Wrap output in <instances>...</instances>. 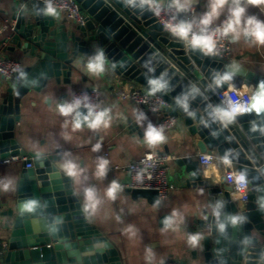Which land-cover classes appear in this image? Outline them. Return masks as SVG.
<instances>
[{"label": "water", "instance_id": "95a60500", "mask_svg": "<svg viewBox=\"0 0 264 264\" xmlns=\"http://www.w3.org/2000/svg\"><path fill=\"white\" fill-rule=\"evenodd\" d=\"M77 1L84 15L82 23L44 15L46 4L38 0H9L10 10H0L10 19L0 32V50L20 51L23 61L16 75L7 79L0 100V157H29L19 175L13 205L1 213L7 237L0 244V264H123L118 246L82 212L71 178L58 170L62 150L27 151L16 138L25 102L46 89L54 92L62 83L71 84L74 73L98 49L105 53V68L147 90L149 77L166 72L169 88L158 94L172 103V113L199 138L200 152H216L220 158L228 155L253 186L248 202L239 205L228 184L214 185L204 176L198 158H176L178 179L188 187L210 192L196 220L195 231L202 239L192 250L191 261L181 264H264V78L239 62L206 56L160 35L163 25L142 0ZM225 73L231 80L216 86L214 77ZM230 84L236 89L253 85L255 92L250 111L225 124L213 110L224 107L217 92ZM191 88L198 92L189 93L185 110L176 99ZM128 191L152 205L161 202L155 189ZM32 199L37 201L34 209L22 211V203ZM218 202L222 204L219 218L213 213ZM231 216L245 219L232 226ZM166 217L162 216V225ZM219 223H225L224 233L218 231Z\"/></svg>", "mask_w": 264, "mask_h": 264}, {"label": "crops", "instance_id": "0c3cea01", "mask_svg": "<svg viewBox=\"0 0 264 264\" xmlns=\"http://www.w3.org/2000/svg\"><path fill=\"white\" fill-rule=\"evenodd\" d=\"M10 8L9 0L0 2V10L9 11ZM194 8L195 15L202 14L206 11L207 0H198ZM248 14H254L260 19H264V12L255 6H249ZM225 16L226 12L219 17L216 23L222 22ZM57 17L60 19L68 18L61 11ZM9 22V17L0 12V24L5 25L2 31L8 27ZM159 34L173 37L167 30L159 32ZM0 55L18 60L23 65L20 51L10 52L1 49ZM232 60L239 62L264 78V46H251L248 40L241 38L238 42H233ZM85 63L80 66L78 73H74L71 84L62 83L59 89L54 92L46 89L42 93H36L25 102L22 107L21 121L16 127L17 140L22 148L27 151L52 153L61 149L62 157L65 152L71 153L73 159L87 168L85 175L88 179L84 184L95 185L101 196L103 189L113 179L121 184L123 191L117 200H105L99 212L90 217L89 220L118 246L123 264H161L171 259L180 263L185 260L191 261V252L194 248L187 244V237L189 233L196 232V220L202 215V209L207 205L210 192L199 187H188L180 181L176 175L177 164L175 160L180 156H193L197 159L201 153L197 147L199 138L190 133L189 127L179 117L176 127L165 130L166 143L149 149L143 140L144 129L149 121L154 120L156 116H148L142 122V126L137 124L133 115V110L137 109V106L131 100L119 98L114 93L110 79L116 75L105 68L102 75L90 76L84 69ZM129 82L138 86L135 82ZM94 86L100 89L103 108L111 109V126L97 131L90 130L85 126L76 132H72L70 126L64 128L65 119H70V117L66 118L60 115L55 110L56 103L69 100L73 93ZM6 88L7 79L0 76V100L6 92ZM65 132L70 134L71 139L66 140L64 138ZM97 142H100L102 147L99 152H93L92 146ZM147 150L170 156L168 159L170 166L168 178L176 184V188L166 198L161 199L159 205H152L146 198H134L128 188L123 186V184L131 181L129 169L123 167H127L139 159ZM100 156L106 157L110 161L109 171L102 182L97 181L92 174L95 168V160ZM117 166L120 167L116 168ZM213 166L214 169L208 167L203 170L204 176L205 171L208 170L206 177L210 178L212 183L216 185L222 181L220 178L224 172L225 164L219 157ZM23 168L24 162L22 161L0 164V179L7 177L13 182L12 190L0 191L2 200L0 222L1 213L13 205L15 201L18 178ZM73 187L78 195V189L82 191L83 185L77 186L73 182ZM78 197L82 202V195H78ZM173 209L178 210L183 220L180 221L177 218L175 229L168 228L162 231L164 225L161 223V218L163 215L170 216ZM117 216L120 217L119 221L116 219ZM129 224L134 225L138 230L133 238L123 234V229ZM6 237L7 232L2 229L0 223V244ZM148 248L153 253L150 259L146 252ZM191 263L195 264L193 261Z\"/></svg>", "mask_w": 264, "mask_h": 264}, {"label": "clouds", "instance_id": "9594fccd", "mask_svg": "<svg viewBox=\"0 0 264 264\" xmlns=\"http://www.w3.org/2000/svg\"><path fill=\"white\" fill-rule=\"evenodd\" d=\"M46 6L42 10L46 16H58L59 11L57 6L53 4V0H45ZM198 0H142V3L147 5L148 10H151L157 17L161 16L165 11V4L167 9H171L169 18L164 21V28L177 40L184 43L186 48L191 50H199L206 56H214L219 53L220 42L228 40L230 42H238L244 38L250 42L251 46H264V19H260L254 14H248L249 6L258 7L264 12V0H207V8L202 14L194 15L195 4ZM226 12L224 20L216 23L219 17ZM180 13H185L190 18H178ZM106 67V57L103 49H98L93 55H90L84 65V69L90 76H100L104 73ZM154 72V69H150ZM166 72H161L159 76H152L147 79L148 92L147 95L155 96L158 92H165L169 88V81L164 77ZM231 76L227 73L222 76L214 77L216 86H222L223 83L229 82ZM233 86L229 85V90ZM242 87H246L243 85ZM198 92V89L191 88L188 93L177 97L176 103L185 110L188 108L189 93ZM81 109H86L84 112ZM55 110L62 116L70 119H65L63 127L70 126L72 132L81 130L87 127L90 130L97 131L101 128L107 129L111 126L112 115L110 108H97L95 104L90 101L87 93L82 96H73L71 100H65L60 103L57 102ZM156 109L153 108V111ZM243 111L239 106L233 105L231 107H216L214 108V116L222 123L231 122L235 116ZM135 121L141 124L147 119L144 112L138 109L133 110ZM64 138L71 139L69 133H64ZM144 143L149 149H154L159 145L166 143L167 137L165 135L164 126H156L151 122L148 123L144 129L143 136ZM102 147L100 142L92 146L93 152H99ZM149 160L152 159V153H149ZM222 162L225 165L231 166L232 161L228 155L223 156ZM206 163L212 160V156L205 155ZM110 161L103 156L97 157L95 160V168L93 176L97 181H103L109 171ZM209 167L214 169V166L209 164ZM58 170L65 174L77 186L83 185L82 191L78 189V195H82V212L86 218L95 216L101 205L107 201H116L119 194L123 191L121 184L113 179L104 189L101 196L100 191L95 185H86L84 182L88 179L85 175L87 168L82 166L76 159H73L71 153L65 152L58 163ZM208 175V170L205 171V176ZM230 179L235 180V183L243 186L247 183V176L244 172L229 176ZM13 189V182L7 177L0 179V191L8 192ZM159 201H157L158 203ZM37 201L32 199L23 202L21 205L22 211H32ZM222 204L219 202L213 209L214 215L220 217V209ZM177 218L183 220L182 215L177 209H173L170 216L163 221L164 229L173 228L177 226ZM116 219L119 221L120 217ZM242 216H231L230 224L237 226L244 221ZM226 229L225 223L218 224V231L224 233ZM137 229L134 225H127L123 229V234L129 238H133L137 234ZM202 236L199 232L189 233L187 237V244L196 248L199 245ZM148 258L153 255L150 248L146 249Z\"/></svg>", "mask_w": 264, "mask_h": 264}, {"label": "built area", "instance_id": "2783aa9c", "mask_svg": "<svg viewBox=\"0 0 264 264\" xmlns=\"http://www.w3.org/2000/svg\"><path fill=\"white\" fill-rule=\"evenodd\" d=\"M46 4L45 0H38ZM53 4L57 6L58 11L64 12L70 20H75L79 23L84 22V15L82 13V8L77 0H53ZM171 9H167L165 4V11L162 12L161 16L157 17L153 12V17L156 21L163 25L164 21L169 18ZM195 15V12H194ZM190 18L183 14V18ZM224 20V19H223ZM5 27V25L0 24V32ZM165 29V28H164ZM166 30V29H165ZM174 38V37H173ZM176 39V38H174ZM218 56L222 60H232L233 59V42L224 40L220 42ZM21 63L18 60L7 58L0 55V76L5 79H12L17 71L20 69ZM110 83L117 97L122 99L131 100L139 111L145 113L146 117L154 115L156 118L151 120L153 125L164 126V131L176 127L179 122V117L172 113L173 105L170 101L164 98L160 94L155 96L147 95L148 90L144 87L137 86L127 80L122 79L119 76H114L110 79ZM255 88L253 85L249 87H242L241 89L229 88L217 92V97L220 102L223 103L224 107H231L233 105L239 106L243 111L238 113L236 116L248 113L250 111V104L253 98ZM87 93L90 101L97 106V108H103V100L99 87L94 86L85 90H80L73 93L69 100L73 96H82ZM153 108L156 110L153 111ZM235 116V117H236ZM149 153H152V159H148ZM107 154V153H106ZM205 155L212 156V160L208 163L205 162ZM169 155L161 154L153 150H147L139 159L129 164L124 169L128 168L131 175V181L123 186L127 188H140V189H155L159 193L160 199L166 198L172 190L176 188V184L171 182L168 178L170 171V166L168 164ZM28 156L21 154H13L6 157H0V164H7L11 162H27ZM219 156L216 152H205L200 153L198 160L202 169L209 167V164L213 165ZM27 167H32V163H27ZM117 166L116 168H119ZM240 171L232 163L231 166L225 165L224 172L221 176V180L224 181L231 187L230 193L232 199L239 203V205H245L249 200V194L253 188L250 183V179L247 177V183L243 186L241 191V186L235 183L234 178L230 179L229 176L238 174ZM245 173V172H244ZM246 175V174H245ZM0 196V204H1ZM6 245V243H4ZM0 250V254H1ZM166 264H181L179 261L171 259L166 262Z\"/></svg>", "mask_w": 264, "mask_h": 264}, {"label": "rangeland", "instance_id": "374dc122", "mask_svg": "<svg viewBox=\"0 0 264 264\" xmlns=\"http://www.w3.org/2000/svg\"><path fill=\"white\" fill-rule=\"evenodd\" d=\"M168 177H169V174H168Z\"/></svg>", "mask_w": 264, "mask_h": 264}]
</instances>
